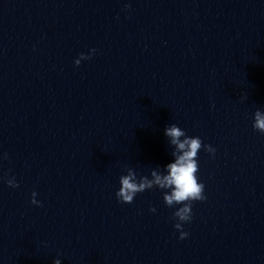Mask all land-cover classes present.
<instances>
[{"label": "water", "instance_id": "water-1", "mask_svg": "<svg viewBox=\"0 0 264 264\" xmlns=\"http://www.w3.org/2000/svg\"><path fill=\"white\" fill-rule=\"evenodd\" d=\"M257 110L264 0H0V264H264ZM171 124L216 150L184 240L163 191L115 195Z\"/></svg>", "mask_w": 264, "mask_h": 264}, {"label": "clouds", "instance_id": "clouds-1", "mask_svg": "<svg viewBox=\"0 0 264 264\" xmlns=\"http://www.w3.org/2000/svg\"><path fill=\"white\" fill-rule=\"evenodd\" d=\"M126 7L130 8V5ZM95 51V49L91 50L93 54ZM87 59H91V55L81 54L75 60V66L79 67L81 61ZM252 127L254 131L264 135V112L257 110L254 113ZM164 134L169 138L170 146L173 149L171 153L173 162L168 163L163 171L160 168L152 170L150 172L151 178L138 176L132 168H127V174L121 175L119 178L120 188L115 195L119 203L131 204L138 194L146 190L155 188L163 191L165 206L177 208L171 218L175 221V230L180 233L179 239L184 240L189 234L183 231L182 226L192 219L193 203L206 200L204 195L205 186L199 182L197 175L199 171L198 153L203 148L206 153L214 157L216 150L210 145L203 144L199 137L187 136L186 132L176 124L168 126ZM7 183L12 188L19 187L14 179H9ZM35 197L36 193L33 192L31 203L37 207H42ZM149 211L154 213L156 209L150 208ZM54 264H61V261L56 259Z\"/></svg>", "mask_w": 264, "mask_h": 264}]
</instances>
